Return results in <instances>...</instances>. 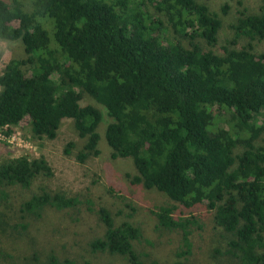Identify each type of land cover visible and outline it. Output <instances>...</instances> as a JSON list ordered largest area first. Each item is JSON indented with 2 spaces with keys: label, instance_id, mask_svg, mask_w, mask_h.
Returning <instances> with one entry per match:
<instances>
[{
  "label": "trees",
  "instance_id": "obj_1",
  "mask_svg": "<svg viewBox=\"0 0 264 264\" xmlns=\"http://www.w3.org/2000/svg\"><path fill=\"white\" fill-rule=\"evenodd\" d=\"M211 1L0 0V40L25 51L0 75V127L10 135L28 118L30 137L45 141L72 122L84 140L81 163L99 157L103 143L113 159L131 163L133 186L172 202L153 214L181 236L175 264H187L193 233L208 227L227 240L219 254L264 264V124L256 122L264 115V0L255 12L239 11L224 41ZM230 10L227 3L221 12ZM220 112L231 115L230 129L215 121ZM52 176L43 159L2 163L0 202H9L8 189ZM15 201L22 218L46 209L94 212L104 231L92 252L146 264L136 249L142 230L117 224L121 213L112 215L89 191L41 189ZM35 264L77 263L50 256Z\"/></svg>",
  "mask_w": 264,
  "mask_h": 264
},
{
  "label": "rangeland",
  "instance_id": "obj_2",
  "mask_svg": "<svg viewBox=\"0 0 264 264\" xmlns=\"http://www.w3.org/2000/svg\"><path fill=\"white\" fill-rule=\"evenodd\" d=\"M227 3L231 10L224 15L221 10ZM209 5L220 13L224 22L220 34L224 41L232 38L230 25L238 18L239 11L247 8L255 12L260 4L259 0H212ZM24 57L21 42L0 40V75L11 59ZM230 119V114L220 112L216 114L215 121L222 120L218 125L227 130L231 124L226 125L225 122ZM256 122L264 124V115H260ZM29 123L27 118L13 127L12 142L0 139V164L21 156H27L31 161L43 159L53 171V176L39 178L28 190L8 189L9 202H0V264H35L36 257L44 262L50 256L60 260L71 259L77 264H130L120 256L92 252L90 242L104 231L94 212L46 209L41 216L22 218L15 200L27 199L41 189L70 196L89 191L96 202L106 206L112 215L121 213L114 216L117 224L129 220L142 230L143 236L136 249L145 255L146 264H175L178 261L182 243L180 234L160 228L153 214L159 207L172 204L165 194L133 186L128 178V175L136 174L132 164L113 159L105 143L99 157L81 163L78 155L84 140L76 133L72 122H65L54 140L45 141L30 137L27 131ZM70 144H74L73 148H69ZM259 145L264 146V139L259 141ZM191 238L193 248L187 264H240L237 258L218 253H224L226 248L223 231L208 227L204 231L196 230Z\"/></svg>",
  "mask_w": 264,
  "mask_h": 264
},
{
  "label": "built area",
  "instance_id": "obj_3",
  "mask_svg": "<svg viewBox=\"0 0 264 264\" xmlns=\"http://www.w3.org/2000/svg\"><path fill=\"white\" fill-rule=\"evenodd\" d=\"M9 129V127H0V139L2 140H8L9 142H12L13 135H7L6 132Z\"/></svg>",
  "mask_w": 264,
  "mask_h": 264
}]
</instances>
